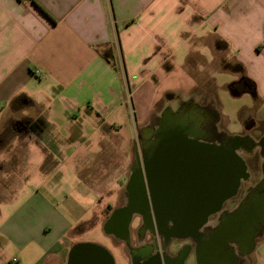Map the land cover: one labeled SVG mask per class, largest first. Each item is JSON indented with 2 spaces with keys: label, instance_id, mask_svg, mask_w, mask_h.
<instances>
[{
  "label": "crops",
  "instance_id": "obj_1",
  "mask_svg": "<svg viewBox=\"0 0 264 264\" xmlns=\"http://www.w3.org/2000/svg\"><path fill=\"white\" fill-rule=\"evenodd\" d=\"M215 53L222 67L241 64L256 101L264 99V0H0V264H67L76 239L106 232L132 173L120 131H134L142 159L139 131L157 100L195 93L184 66L211 65ZM150 79L158 87L138 125L130 93ZM68 178L69 193L81 186L103 194L86 207L90 219L65 212ZM106 194L118 197L115 207ZM243 257L264 264L263 230Z\"/></svg>",
  "mask_w": 264,
  "mask_h": 264
},
{
  "label": "flooded vegetation",
  "instance_id": "obj_2",
  "mask_svg": "<svg viewBox=\"0 0 264 264\" xmlns=\"http://www.w3.org/2000/svg\"><path fill=\"white\" fill-rule=\"evenodd\" d=\"M247 86L241 80L234 90ZM198 93L187 99L167 94L160 110L139 131L142 161L132 167L126 204L110 211L105 225L107 234L126 245L132 264H186L192 252L197 255V264H244L243 256L262 235V227L253 224L251 235L244 230L242 237H224L233 226V216L252 208L249 197L264 196V121L250 114L243 120L241 134L232 135L223 124L215 99L209 93ZM251 95L257 98V94ZM235 143L246 173L231 196L232 205L226 209L229 168L232 173L228 156ZM251 179V185L235 203L242 182ZM140 215L143 222L134 244L130 228ZM215 215L219 222L208 233L212 226L207 224ZM187 238H192L195 246L179 250L177 242ZM222 246L224 252L219 255ZM94 258L97 264L107 263L99 254ZM212 258L217 259L215 263Z\"/></svg>",
  "mask_w": 264,
  "mask_h": 264
},
{
  "label": "rangeland",
  "instance_id": "obj_3",
  "mask_svg": "<svg viewBox=\"0 0 264 264\" xmlns=\"http://www.w3.org/2000/svg\"><path fill=\"white\" fill-rule=\"evenodd\" d=\"M205 50V48H203ZM207 52V51H206ZM210 59V55H209ZM223 62H227L222 60V54L215 53V59L211 65L206 64L201 60L199 66L193 70L192 66L185 65L184 68L187 69L188 73L193 76V78L197 81L198 86L195 89V93L200 94L206 92V87L204 86L206 79L211 77L214 82L212 85L213 98L215 99V103L218 107L219 112L221 113L223 124L226 129H228L229 133L232 135H239L243 130V120L248 115H253V117L259 121H264V99L261 101H256V98L249 93H243L241 95L235 96L228 89V85L233 82L239 80V74L233 73L231 71H225L222 67ZM179 66H183L182 64ZM157 84L154 83L151 79L144 81L140 86L135 87L131 90L130 93V106L133 114V118L136 120L138 125H141L148 115L151 112V107L153 106L152 95L154 91L156 92ZM158 87V86H157ZM154 100V99H153ZM152 102V104H151ZM165 101L163 99H158L155 104L154 111H159ZM87 124V123H86ZM85 133L88 134L91 132V125L85 127ZM121 139L119 140L122 145V152L125 154L124 157L130 156L129 162L132 167L135 166L139 161H142L141 156L137 154V149L134 144V131L129 127H125L120 131ZM139 144V152L142 149L140 144V139L138 138ZM250 168L253 170V163L249 162ZM255 176V175H254ZM253 177V176H252ZM254 179V177H253ZM253 179L250 182H242L241 189L238 193L237 199H240L241 195H243L247 189L248 185H251ZM64 180V179H62ZM58 179H53L51 183L45 186L43 192L46 194L50 188H53ZM62 190H64V194H68L67 202L63 203V206L70 207L69 210H65L68 214L71 215L73 221H77L82 218L84 220L90 219L91 217V209H86L91 205V200L94 198H101L103 194L101 192H94L93 194L86 193L83 187H79V189L75 193H69V178L66 179V183H62ZM49 188V189H48ZM92 190V188H87ZM88 190V192H89ZM41 193V194H43ZM112 196V195H111ZM29 195H22V201L24 198H28ZM111 200V206L115 207L118 202V197H111L109 194L105 195V201ZM60 200V199H58ZM107 203V202H106ZM73 207V209H71ZM212 220H217L218 216H212ZM210 225H215V222H212ZM124 221V220H123ZM143 218L140 215L136 218L131 224V240L134 244H136L137 240V229L140 225H142ZM215 223V224H214ZM123 224V223H122ZM88 228V227H86ZM215 226H212L208 233H211L214 230ZM76 241H81L82 243H90L96 244L103 248H105L113 257L115 264H132V257L130 251L126 247L125 244L120 243L114 236L107 234L102 228L99 231H87L86 235H82ZM178 246L180 249L185 248L186 246H195V241L192 238L180 239L178 242ZM1 249V247H0ZM8 252H12L10 248H7ZM184 254V253H183ZM186 264H197V255L195 252L190 253L186 260Z\"/></svg>",
  "mask_w": 264,
  "mask_h": 264
},
{
  "label": "water",
  "instance_id": "obj_4",
  "mask_svg": "<svg viewBox=\"0 0 264 264\" xmlns=\"http://www.w3.org/2000/svg\"><path fill=\"white\" fill-rule=\"evenodd\" d=\"M237 143V142H236ZM235 143L234 149H231L229 152V159L231 161L232 173L230 178V191L229 197L234 195L239 187L240 181L244 178L246 173L245 164L243 162L242 157L235 150L237 144ZM248 202L252 205L250 210H242L238 214H235L232 219L233 226L229 227V231L224 233V237L230 238H239L242 237L243 231L247 232V234H252L253 224L255 226L262 227L264 231V196L259 194H252L249 197ZM132 212V208L127 211V216H129ZM246 223V226H242ZM219 252L217 254L222 255L224 252L223 246L219 248ZM99 254L103 256L106 260V264H115L113 257L111 254L103 247L90 244V243H81L75 245L70 252L69 261L67 264H97L94 256ZM213 253V255H215ZM235 256V255H234ZM234 256L229 261H233ZM216 257V256H215ZM214 263L216 262V258L210 259Z\"/></svg>",
  "mask_w": 264,
  "mask_h": 264
},
{
  "label": "trees",
  "instance_id": "obj_5",
  "mask_svg": "<svg viewBox=\"0 0 264 264\" xmlns=\"http://www.w3.org/2000/svg\"><path fill=\"white\" fill-rule=\"evenodd\" d=\"M163 68L165 71L167 72H171L173 70V65L169 62V61H166L164 62V65H163ZM223 69L225 71H231L233 73H236V74H240V78L238 81H235L233 82L232 84H230L228 87H229V90L230 92L235 95V96H238V95H241L243 93H249V94H257L256 93V84L254 81H252L251 79H249L246 75H245V71H244V67L241 65V64H230V63H226L224 66H223ZM245 81L248 86L244 88V90H239V91H235L234 90V86L239 82V81ZM206 89L212 87V85L210 83H206L205 85ZM212 97H213V94H210ZM256 96V95H255ZM74 247V246H73ZM71 252V251H70Z\"/></svg>",
  "mask_w": 264,
  "mask_h": 264
}]
</instances>
